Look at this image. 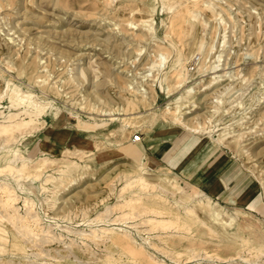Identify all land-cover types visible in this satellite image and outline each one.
I'll return each mask as SVG.
<instances>
[{"label":"rangeland","instance_id":"374dc122","mask_svg":"<svg viewBox=\"0 0 264 264\" xmlns=\"http://www.w3.org/2000/svg\"><path fill=\"white\" fill-rule=\"evenodd\" d=\"M204 1L192 0L184 8L180 14L183 15L180 28L170 37L184 43L182 52L190 59L186 62L187 71L195 78L193 82L197 92L193 98L196 104L192 106L195 109L192 114L186 115V119L187 123L199 130L191 131L158 115L169 106L171 99L181 93L180 89L174 87L175 79L169 68V82L174 88L170 93H159L156 101L149 105H127V99L133 95L124 87L131 79L136 80L134 73L143 71L139 76L149 72L156 75L158 71L150 67L158 57L154 52L166 47L172 49L165 41L169 29L166 22L169 19L161 10L154 15L160 42L142 35L141 21L149 17V9L154 4L152 0H0V68L7 78H12L22 89H31L53 100V105L47 108L48 121L55 118L49 111L59 108L70 127L79 133L78 141L57 146L45 142L46 136L41 132L44 126L27 135L21 147L33 158L37 157L42 146L55 157H59L67 146L89 145L93 149L79 160L80 165L67 168L68 175L63 176L58 185L48 183L49 188L58 189L56 199L49 207L45 205L43 208L38 203L36 209L42 213L46 210L55 216L60 225H67L71 229L87 227L90 218L100 213L108 219L129 210L124 199L132 195L137 187L133 183L121 192L120 188L126 180H121L120 176L140 173L145 149L152 147L150 142L154 132L158 127L165 126L171 136L170 148L164 158L166 162L153 167L156 171L146 172L147 179L157 182L160 172L176 171L183 185L193 184L201 188L228 209L243 207L249 213L246 221L251 225L240 232L252 236L253 245L264 244V0H211L209 4ZM192 12L202 18L196 19L195 25L185 18L191 16ZM204 20H208L207 25H204ZM130 21L139 23L138 29L132 27ZM204 30L211 35L205 51L207 59L212 60L216 53L221 52L226 66L236 65L227 70L238 69L241 75L233 80L224 77L226 79L220 84L207 87L212 73L203 75L198 71L199 64L204 63L202 49L204 44L207 45ZM136 36L145 42L137 40ZM199 38L202 45L198 43ZM27 46L31 47L28 55L34 61L33 72L19 60V55L29 50ZM176 53V50L172 51L169 66ZM196 57H199L197 61ZM72 75L74 78H71ZM153 77L138 80L156 87L155 81L149 80ZM3 86L4 81L0 77V88ZM216 96L223 98L219 107L215 105ZM3 104L7 105L8 100L4 99ZM117 106L126 108L124 120H130L123 130L115 129L121 120L111 122L91 118L103 114L101 110ZM152 111H155V116ZM225 122L234 123L233 133H241L238 144L219 143L209 135V130H212L218 136L223 129H216ZM135 132L141 134V139L136 142L132 141ZM226 162L225 169L213 177L209 172L211 168L218 169ZM61 165L60 162L49 163L52 174H57L55 168ZM2 166L0 157V168ZM14 175L10 170L0 171V180L16 185ZM220 178L222 185L218 186L214 179ZM168 187L170 189L171 185ZM224 188L225 193L222 194ZM246 188L248 191L245 194L251 193L248 198L254 201L253 206L244 203L248 198H244L242 191ZM17 191L23 197H35L19 188ZM230 194L237 202L232 203ZM165 196L157 201L167 210L183 213V206L174 203L170 191ZM18 203H23L22 197ZM106 205L109 206L108 210ZM196 210L197 214L204 216L205 210L199 207ZM134 220L131 218L115 223L110 220L109 225L128 227L138 242H143V236L156 233L149 230L147 224L134 225ZM188 220L194 222L195 218ZM104 225H107L104 221L93 223L94 227ZM211 226L214 231L197 222L192 223V233L187 235L179 233L177 229L167 245L154 236L159 248L146 243L151 255L147 252L148 257H140L137 264L157 263L162 259L168 264H229V256L242 248V242L233 237L239 230L215 222H211ZM54 230H58L55 225ZM64 234L61 240H47L39 236L21 242L11 238L6 246L0 247V264H14V260L25 257L37 261L35 264H135L128 259V250L123 248V242L116 245L114 256L109 257L106 245L110 241L102 238L83 240L69 232ZM161 234L162 238L168 235L165 232ZM72 238L75 239L73 243ZM214 241L227 244V247L217 248L226 259L205 256L203 248L211 250L217 247L211 243ZM190 246L197 247V257L187 258L185 250L188 251ZM173 248L179 249L180 261L170 253ZM234 257L243 264H256L237 255Z\"/></svg>","mask_w":264,"mask_h":264},{"label":"bare ground","instance_id":"6f19581e","mask_svg":"<svg viewBox=\"0 0 264 264\" xmlns=\"http://www.w3.org/2000/svg\"><path fill=\"white\" fill-rule=\"evenodd\" d=\"M152 1L154 4L149 9V17L141 21L143 24V30L141 29L142 35L148 36L152 41L160 42V38L156 32L154 15L156 12L161 10L167 14V18L169 19L168 23L166 22L169 29L166 32L165 41L171 45L172 49L166 47L164 50L154 52L155 56L157 55L158 57L152 62L150 67L155 68L158 71L156 75L149 72L139 76V74L143 71L134 73L136 80L131 79V83L127 82V85L124 87L133 95L131 98L127 99V105H133L134 103L137 105L140 103L143 105H149L156 101V96L159 93L164 91L170 93L174 88L169 82V68L172 70L173 78L175 79L174 87L180 89L179 91H181V93L171 99L168 103L169 106H167L158 115L169 118L170 122L181 124L191 131H198L199 129L187 123L188 119H186V115L192 114V111L195 109V107H192L196 104V99L193 97L195 92H197L195 89L196 86L193 82L195 78L191 77L187 71L188 67L186 62L190 59L182 52V46L184 43H178L170 38L173 37V35L177 33L180 28V21L183 19V15L180 14H182L184 8H187L192 3V0L187 3L183 0ZM204 3L209 4L212 2L211 0H205ZM218 14L220 13L218 12ZM185 18L191 25H195L196 19L201 17L197 14L193 15L192 12L191 16ZM216 18H220V16ZM135 22L136 21H130L132 27L138 29L139 23ZM207 23L208 20H204V25H207ZM203 34L206 35L207 45L204 44L202 49V60L204 63L201 64L199 62L200 66L198 67V71L202 72L203 75L212 73L210 76L211 78L208 80L207 87L220 84L227 77L233 80L236 76L241 75L238 69L227 70L228 68L236 67V65L226 66L225 59L222 58L221 52L216 53L212 60L207 59L205 51L208 46V37L211 35H209V31L205 32V30L203 31ZM135 38L139 41L145 42V40L143 38L140 39L139 36H136ZM9 39H12V37H9ZM198 43L202 45V40L200 38ZM30 48L31 47L28 48L29 50L19 55V60L26 68H29V70L33 72L35 67L34 61L31 56L28 55ZM173 50L174 52L176 50L177 53L175 59H173L171 65L169 66L168 64ZM17 53H20V51L17 50ZM202 60L201 62H203ZM151 75L154 77L149 78V80L155 81L156 87H151L144 81L148 79L146 77H150ZM0 77L4 81V86L0 88V157L3 161V166L0 168V171L10 170L13 175L15 174L14 177L16 183V185H14L9 181L0 180V220L4 221V226L6 228V232L10 235V239L12 238L15 241L20 240L21 242H26L27 240H32L33 238L42 236L47 240H61L65 236L64 232H69L83 240L102 238L110 241V243L106 245L109 257L114 256V248L116 245L123 242V248H127L128 250V252L126 251L128 253V259L137 264L140 257H145L148 253L149 256L151 255L145 246L146 243L154 248H159V243L154 240V236H157L159 240H162L163 243L167 245L169 243L168 239L175 235V230L177 229L179 230V233H185L186 235L191 234L192 223L197 222L199 225L201 224L206 226L210 231H214V228L211 226V222H215L227 225L229 228H236L239 230L238 234L233 237L242 242V248L237 250L235 254L229 256V264H243L241 261H238L234 255H237L245 261H255L256 264H264V244L253 245L252 236L245 234L244 232H240L249 229L251 225L246 221L249 213H247L243 207L235 206L228 209L212 196L205 193V191L201 188H198L193 184H190L189 186L183 185L180 182V176L176 171L169 173L160 172L157 175V178L159 179L157 182L149 181L145 173L156 171L157 169L148 165L147 155L142 158L139 174L120 176L121 180H126L125 185L120 188L121 192L133 183L136 184L137 188L132 191V195L124 199V202L129 206V210L117 215L115 218L107 219L103 217L102 213H100L94 218H90L91 221L87 223V227L71 229L67 225H60L55 219V216H51L46 212V210L42 213V211L36 209L35 206L38 203L43 208L45 205L49 207L56 199L58 189L49 188L48 183L58 185L59 180H61L63 176L68 175L67 168L80 165L79 160L84 159V155L93 151V149L89 145H85L83 147H79L77 145L67 146L59 157H55L50 151L45 150L42 146L36 158L30 157L29 154L21 147V142L27 137V135L33 134L35 131L47 125L49 122L47 108L53 105V100H50L44 94H39L31 89H22L18 83H15L12 80V78H7L5 76L2 68H0ZM71 78H74V76L72 75ZM142 78L144 80H138ZM201 81L202 80L197 81V83H200ZM142 85L145 86L142 87ZM4 99L8 100L7 105L3 104ZM214 101L216 102L215 105L219 107L220 103L223 102V98L222 96H216ZM125 110L126 108L124 106L110 107L105 110H101L102 112L104 111V113L99 114V117L93 115L91 118L100 119V121L108 119L111 122L113 120H121V122L116 125L115 129L123 130L130 122V120H124L126 118V112H124ZM60 111L61 110H59V108L56 110L51 109L49 113L52 117H58L61 114ZM151 113L154 116L156 115L155 111H152ZM103 115H107L108 117H103ZM262 118L264 120V112ZM242 120L243 119L240 121ZM205 124L207 123L205 122ZM219 129L223 130L217 134L218 136L213 134L212 130H209V135L217 140V142L224 144L234 142L238 144L241 141V133H233V130H235L234 123L225 122L216 130ZM56 162H60L62 165L55 168L58 170L57 174H52L53 172L49 169V163ZM54 180L56 181L54 182ZM168 185H171L170 189ZM226 186L227 185H225V187ZM17 188L21 191H27L35 197L31 195L23 197L18 193ZM169 191L173 195L174 203L183 206V213L179 211L172 212L171 210H167L166 207L157 201V199L162 200L165 198V193ZM40 194L41 196L38 197ZM21 197L23 198V203L20 205L18 200ZM229 197L232 203L236 201L232 194H230ZM253 202L254 201H251V198H248L244 203L247 206H253ZM198 207L205 210L204 216L197 214L196 209ZM1 208H3V211ZM108 209L109 206L106 205V210ZM193 217L195 218L194 222L188 220L193 219ZM131 218L136 219L134 220V225L141 223L147 224L148 229L153 230L156 233L154 235L147 234L142 237L143 242H138L134 233L128 227L122 225H114L110 227L109 225L111 224L109 223L110 220L113 221L112 223H115L116 221L126 222V219ZM98 221H104L107 225L94 227L93 223ZM54 225L58 228L57 231L54 230ZM162 232L167 233V237L162 238ZM223 232L230 236V233L225 229H223ZM71 241L73 243L75 239L72 238ZM211 243H213V246L216 245L217 247L212 248L211 250L203 248L205 256L212 257L213 259L216 258L218 260L226 259V257L222 256L218 252L217 248H219V246L227 247V244H222L218 241ZM197 251V247L190 246L188 251L185 250L188 254L187 258L191 259L195 257ZM170 253L176 256L177 261H180L178 258L180 255L179 249L173 248ZM259 260H261V262H259ZM160 261L157 263L149 262L148 264H168L164 259ZM35 262L37 261H31L26 257L13 261L14 264H35Z\"/></svg>","mask_w":264,"mask_h":264},{"label":"crops","instance_id":"0c3cea01","mask_svg":"<svg viewBox=\"0 0 264 264\" xmlns=\"http://www.w3.org/2000/svg\"><path fill=\"white\" fill-rule=\"evenodd\" d=\"M41 132L46 136L45 142L56 144L57 146H64L68 142H76L79 139V133L75 131L73 128L70 127L68 120L66 117L63 116L61 113L58 117L53 118L49 121L44 127ZM171 139L170 131L165 126L158 127L154 132L151 143V148L148 146L147 150L145 149V153L148 157V165L150 167H157L162 164V162H166L165 155L169 151V143ZM73 140V141H72ZM213 141H216L213 139ZM82 147V146H81ZM228 162L221 165L215 172H213V168H211L212 176L217 177V173L225 169V166ZM226 175V174H225ZM221 177V176H220ZM214 182H217L218 186L222 185V179H214ZM251 190H253L251 188ZM245 191H248V188L242 191L243 195ZM225 193V189H222V194ZM248 193V192H247ZM242 195V196H243ZM245 197H251V193L245 194ZM3 229V231H2ZM6 228L4 226V222L0 220V247L2 245H6V243L10 240V235L6 234Z\"/></svg>","mask_w":264,"mask_h":264},{"label":"built area","instance_id":"2783aa9c","mask_svg":"<svg viewBox=\"0 0 264 264\" xmlns=\"http://www.w3.org/2000/svg\"><path fill=\"white\" fill-rule=\"evenodd\" d=\"M199 59V57H196V61ZM195 63V62H194ZM141 139V134L139 132H135L132 137V141L136 142Z\"/></svg>","mask_w":264,"mask_h":264}]
</instances>
